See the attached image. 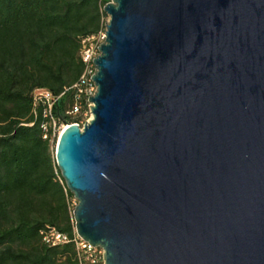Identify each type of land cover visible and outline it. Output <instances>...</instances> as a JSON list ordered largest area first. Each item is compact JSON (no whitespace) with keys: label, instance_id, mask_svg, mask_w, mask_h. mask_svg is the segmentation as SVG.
<instances>
[{"label":"water","instance_id":"95a60500","mask_svg":"<svg viewBox=\"0 0 264 264\" xmlns=\"http://www.w3.org/2000/svg\"><path fill=\"white\" fill-rule=\"evenodd\" d=\"M92 117L56 162L105 264H264V0H110Z\"/></svg>","mask_w":264,"mask_h":264},{"label":"trees","instance_id":"16d2710c","mask_svg":"<svg viewBox=\"0 0 264 264\" xmlns=\"http://www.w3.org/2000/svg\"><path fill=\"white\" fill-rule=\"evenodd\" d=\"M109 1L0 0V264H78L73 244L48 246L40 235L47 225L73 234L74 195L34 94L61 95L57 118L74 103L81 41L105 28Z\"/></svg>","mask_w":264,"mask_h":264},{"label":"built area","instance_id":"2783aa9c","mask_svg":"<svg viewBox=\"0 0 264 264\" xmlns=\"http://www.w3.org/2000/svg\"><path fill=\"white\" fill-rule=\"evenodd\" d=\"M106 39V29L98 33L84 37L81 41L80 57L84 62V69L79 80L72 86L75 89L74 103L65 109L62 117L57 118L53 110L58 103L61 95H55L51 91L38 88L35 91V100L41 101L44 105L43 113L47 120L43 123V137L51 142L59 138L62 131L69 124H78L83 127L86 116L91 113L92 102L89 98L94 96L97 91V85L94 81L96 73V57L100 54V46ZM85 106L87 107L85 109ZM78 118L80 121L72 123L67 122V118ZM42 241L48 246H62L73 244L78 264H105V249L101 246H94L85 241L74 227L73 234L62 231L56 226L47 225L40 230Z\"/></svg>","mask_w":264,"mask_h":264},{"label":"rangeland","instance_id":"374dc122","mask_svg":"<svg viewBox=\"0 0 264 264\" xmlns=\"http://www.w3.org/2000/svg\"><path fill=\"white\" fill-rule=\"evenodd\" d=\"M108 19H109V15L106 14V18H105V28H104L103 30L106 29V23H107ZM91 117H92V113H89V114L86 116V119H85L84 123L86 122V120L91 119ZM58 139H59V138H55V144H56V145H55V152H56V146H57ZM76 204H77V200H76L75 197H74V198L72 199V201H71V207L74 208Z\"/></svg>","mask_w":264,"mask_h":264},{"label":"bare ground","instance_id":"6f19581e","mask_svg":"<svg viewBox=\"0 0 264 264\" xmlns=\"http://www.w3.org/2000/svg\"><path fill=\"white\" fill-rule=\"evenodd\" d=\"M65 127H67V126H65Z\"/></svg>","mask_w":264,"mask_h":264}]
</instances>
